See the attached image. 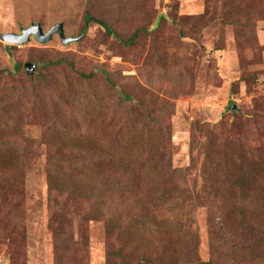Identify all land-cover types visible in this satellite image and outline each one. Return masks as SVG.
<instances>
[{
  "label": "rangeland",
  "instance_id": "obj_1",
  "mask_svg": "<svg viewBox=\"0 0 264 264\" xmlns=\"http://www.w3.org/2000/svg\"><path fill=\"white\" fill-rule=\"evenodd\" d=\"M114 1L0 0V143L6 150L11 146L9 170L0 169V181L12 185L5 195L10 200L0 196V264H57L48 163L74 154L67 148L49 151L53 128L102 140L110 153L125 152L117 127L138 130L149 114L168 129L171 165L186 172L176 180L175 200L149 205L144 225L129 236H137L134 245L123 237L127 264L143 262L144 255H157L153 264H264V249L248 248L250 238L239 230L230 198L237 192L233 175L264 159V13H254L244 32L225 20L222 0H135L142 6L129 18L114 13ZM255 7L264 10V3ZM86 11L123 38L141 24L151 31L125 43L97 22L86 26ZM38 23L44 31L62 23L66 36L79 38L63 43L56 33L46 42L31 36L23 44L2 38ZM62 57L74 68L48 67L55 75L51 81L42 62ZM90 72V78L80 75ZM40 74L47 75L51 92L64 88L63 97L74 94L94 111L79 119L62 104L69 112L60 126L59 100L35 110L33 88L38 94L44 88ZM18 86L28 90L11 93ZM8 98L19 101L11 106ZM241 147L242 156H233ZM73 230L79 238L77 224ZM107 230L105 222L90 221L76 263L106 264Z\"/></svg>",
  "mask_w": 264,
  "mask_h": 264
},
{
  "label": "trees",
  "instance_id": "obj_2",
  "mask_svg": "<svg viewBox=\"0 0 264 264\" xmlns=\"http://www.w3.org/2000/svg\"><path fill=\"white\" fill-rule=\"evenodd\" d=\"M260 2L264 3V0H222L221 13L225 20L245 32L253 25L254 13H264V10L255 7ZM112 4L114 13L117 9L124 18H129L131 13L138 10L137 7L142 6L135 0H115ZM84 20L86 26L89 22L99 23L106 32L117 34L121 41L129 44L135 42L142 30L151 31L146 24H141L128 38H123L110 23L91 11H86ZM42 63L46 65L48 74L51 73L48 67L66 65L71 69L74 68V63L64 57L45 60ZM14 66L20 67L18 63ZM80 75L90 78L93 73H80ZM39 76L44 88L39 94L38 89L33 88L39 101L35 110L44 105V101L54 104V100H59V108L55 111L58 110L59 116L56 118L60 126L64 124L61 116L69 112L64 110L62 104L70 106L69 114H76L79 119L84 117L87 119V114L94 111L93 106L89 107L88 103L83 104L84 100L78 99L74 94L67 98L63 97L64 88L55 86V90L51 92V89L45 87L48 82L47 75ZM51 77V81L55 80V75L52 73ZM108 81L112 82L109 78ZM27 90V87L18 86V89L11 93L18 94ZM8 101V105H11L19 100L14 102L13 99L8 98ZM157 116V114L155 116L149 114L148 119H143L138 124V130H135L132 124L117 127L120 133L119 141L123 142L127 149L125 152H118V149L114 150V148V151L110 153L105 149L102 140L96 142L91 136H85V134L73 137L69 130L60 132L58 127L52 129L55 136L47 142L49 151L54 153L55 150L63 151L67 148L74 154V158L68 161L61 159L48 163L51 208L49 228L53 232L57 264H78L74 254L86 245L90 221H103L107 224L106 264H127L129 256L125 255L121 246V241L124 242L123 237L128 235L125 242L130 246L134 245L137 236H129L131 232L137 231L144 225L149 216V205L163 200V202L175 200L179 196L177 194L179 185L176 180L184 177L186 168H174L171 165L170 148L164 138L168 135V129L158 122ZM46 135L47 132H45ZM72 138L71 144H68V140ZM8 148L10 149L11 146H8L7 150ZM7 150L0 143V169L3 171L9 170L10 161L7 159L9 154ZM243 152H245L244 148L241 147L240 150L237 148L233 156L238 155L240 158ZM228 156L225 154V157ZM240 175L241 178L238 179ZM233 178L237 192L235 197L230 195L233 201L231 214L239 230L249 236L248 248L264 249V159L257 161L251 170H244L242 167L239 174L233 175ZM11 186V183L6 184L0 181V196L3 201L11 199L5 196ZM12 218L15 219V215ZM76 224L79 238H75L73 230ZM155 262L159 263L157 255L154 257L144 255L143 262H137V264ZM200 264H211V261Z\"/></svg>",
  "mask_w": 264,
  "mask_h": 264
},
{
  "label": "water",
  "instance_id": "obj_3",
  "mask_svg": "<svg viewBox=\"0 0 264 264\" xmlns=\"http://www.w3.org/2000/svg\"><path fill=\"white\" fill-rule=\"evenodd\" d=\"M58 34L63 43H68L77 40L79 37L66 36L62 23L53 25L48 31H44L41 24H32L22 30L20 34L17 33H6L2 36L5 41L13 44H23L27 42L31 36H34L39 42H46L50 40L54 34ZM31 64L28 63L26 68L31 71ZM232 109L236 110V106H232Z\"/></svg>",
  "mask_w": 264,
  "mask_h": 264
}]
</instances>
